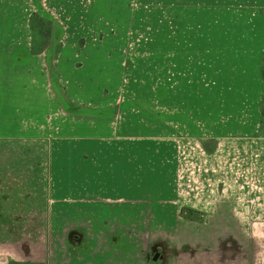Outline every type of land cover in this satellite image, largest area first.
Wrapping results in <instances>:
<instances>
[{"label": "rangeland", "instance_id": "obj_1", "mask_svg": "<svg viewBox=\"0 0 264 264\" xmlns=\"http://www.w3.org/2000/svg\"><path fill=\"white\" fill-rule=\"evenodd\" d=\"M30 4L28 17L27 11L17 14L16 8L0 14V41L28 45V50L13 51L14 59L29 57L35 65L34 77L40 80L24 84L19 81L20 71L7 83L14 100L13 138L0 137V176L9 171L12 179L6 186L8 195L0 189V264L11 260L44 264H264V199L258 201L253 196L247 204L252 226L232 229H242L246 238H213L214 228L208 220L205 227L181 219L177 223L174 211L167 212L172 219L165 221L166 226H156L159 205L148 206V201L142 200L165 199L164 194L154 191L159 175L141 173L138 188L130 193L129 172L125 165H118L115 141L74 137L83 134V128H69L75 122L83 125L97 109L92 105L70 109L68 99L62 96L67 89L54 75L52 57L63 44H75L76 50L87 48L84 54L102 60V64L92 62L86 72L93 71V87L101 86L102 100L96 101L99 92L94 88L91 101L104 104L106 122L116 118V109L142 113L143 117L153 114L152 119L164 121L165 100L156 95L164 92V0H30ZM83 13L86 19H75ZM39 18L50 22L47 45L56 43L54 50H40L48 28ZM38 54H43L40 58L44 61L31 59ZM82 64L77 61L75 66L79 69ZM262 66L264 70V61ZM97 68L104 72L97 73ZM28 86L33 94L30 108L24 104L18 107ZM54 91L60 93L57 99L63 104L58 109L52 100ZM242 101L236 100V104L241 106ZM86 111L90 113L87 116ZM58 123L60 131L54 129ZM260 135H264V117ZM254 149L264 152L261 147ZM254 157L253 171L264 172V155ZM145 174L150 176L147 180ZM5 198L12 201L5 204ZM88 212L98 221L108 213L118 225L99 227L106 233L100 238L101 232L95 234L85 226ZM200 214L192 216L197 219ZM147 216L151 225L144 220ZM5 220L6 226L1 224ZM95 236L99 238H91ZM155 252L159 257L153 261Z\"/></svg>", "mask_w": 264, "mask_h": 264}, {"label": "crops", "instance_id": "obj_2", "mask_svg": "<svg viewBox=\"0 0 264 264\" xmlns=\"http://www.w3.org/2000/svg\"><path fill=\"white\" fill-rule=\"evenodd\" d=\"M164 4V92L156 94L165 100L164 121L152 119L153 114L143 117L142 113L116 109V118L106 122L104 104H93L102 100L101 86L93 87V71L86 72L92 62L99 60L102 64V60H94V54H84L87 48L76 50L75 44H63L68 48L63 46L52 57L54 75L67 89L62 96L68 99L70 109L90 105L97 109L84 119L83 125L77 126L75 122L69 128L74 127L75 131L83 128L84 133L74 137L115 141L118 165H125V171L129 172L130 193L138 188L141 173L159 175L154 191L164 194L165 199L142 200L148 201V206L159 205L156 226H166L165 221L172 219L167 212L174 211L173 220L177 223L181 219L205 227L208 220L214 228L213 238H246L242 229L238 232L232 229L252 226L253 215L247 204L253 196L258 201L264 199V172L252 169L254 156L264 155L254 149H264V135H260L264 0H164ZM29 5L30 0H0V14L14 12V8L17 14L23 13ZM85 16L83 13L75 19H86ZM24 25L27 28V21ZM55 46L56 43H51L46 49L54 50ZM20 49L28 50V45L0 41V137L10 140L14 100L7 83H12L14 73L20 71V82H40L34 77L35 65L27 60L29 57L14 59L13 51ZM69 50L76 52L67 53ZM41 56L31 59L44 61ZM77 61L83 63L79 69L75 66ZM96 70L99 74L104 72L103 68ZM94 88L99 99L91 101ZM28 89L29 86L22 92L23 101L18 107L24 104L30 108L33 94ZM57 94L54 91L52 100L58 109L62 102L57 99L60 93L58 97ZM236 100L249 102L242 101L243 105L238 106ZM87 113L90 114L86 111V116ZM54 129L60 131V123ZM1 174L0 189L8 195L5 190L11 185L8 180L12 179V173ZM145 177L147 180L150 176ZM148 191L146 187L145 192ZM9 201L12 199L5 198V204ZM182 208L200 212L199 220L180 217ZM116 220L108 213L100 221L89 212L84 216L85 226L95 234L101 232L100 238L106 235L103 228L118 225ZM144 220L151 225L149 216ZM1 224L6 226V220Z\"/></svg>", "mask_w": 264, "mask_h": 264}, {"label": "trees", "instance_id": "obj_3", "mask_svg": "<svg viewBox=\"0 0 264 264\" xmlns=\"http://www.w3.org/2000/svg\"><path fill=\"white\" fill-rule=\"evenodd\" d=\"M36 16V15H34ZM39 23L40 24H45L48 28V30L45 32V40H44V43L41 47L40 50H43L44 48L47 47V40L50 36V22L49 21H44L42 18H39ZM264 61V56L262 58V63ZM262 76H263V79H264V70H263V66H262ZM263 98H264V92H263V95H262V99H261V104H260V109H261V123H262V119L264 117V109L262 107V101H263ZM262 130V129H261ZM192 213H196V212H193L191 210H188L186 208H182L179 212V215L180 217H183L184 219H189V220H199V218H194L192 216ZM7 264H44L43 262H40V261H31V260H11L9 261Z\"/></svg>", "mask_w": 264, "mask_h": 264}, {"label": "water", "instance_id": "obj_4", "mask_svg": "<svg viewBox=\"0 0 264 264\" xmlns=\"http://www.w3.org/2000/svg\"><path fill=\"white\" fill-rule=\"evenodd\" d=\"M158 257H159V253L158 252H155L154 255H153V257H152V260L153 261H156L158 259Z\"/></svg>", "mask_w": 264, "mask_h": 264}]
</instances>
